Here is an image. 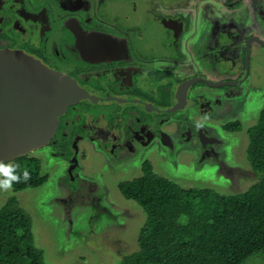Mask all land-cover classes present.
Returning a JSON list of instances; mask_svg holds the SVG:
<instances>
[{"label":"rangeland","instance_id":"rangeland-1","mask_svg":"<svg viewBox=\"0 0 264 264\" xmlns=\"http://www.w3.org/2000/svg\"><path fill=\"white\" fill-rule=\"evenodd\" d=\"M158 1L154 0L153 3V0H112L109 4L112 11L109 13L100 7V13L107 21V26L111 30L114 27L119 29L122 36L126 37L123 38L126 40V54L130 59L142 56L149 59V64L145 65L147 70L156 68L163 72L166 69L165 64L156 62V58L162 55L171 56L173 60L186 56L187 60L200 62L207 76H217L219 73L213 72L220 71L225 72L228 77L232 64H227L224 59L215 60L206 55L211 51L210 37L217 22L226 24L231 21L239 28L249 25L264 27V0H163L166 3L160 10L164 9L169 14L183 13L186 17V42L189 43L186 48H172L171 33L164 30V27L160 28L153 17L152 9ZM226 4L235 9L223 6ZM189 31L191 35H188ZM216 38L221 44L224 43L219 34ZM215 46L217 42H214ZM188 47L189 52L186 50ZM255 49L257 51L250 59L249 72L246 68L241 75L245 82L241 85L242 92L239 96L237 93L230 100L223 97L224 90L226 96V91L228 94L232 90L240 91L239 86H224L221 90H213L200 84V92L189 97L197 105L190 106L184 112L159 113L156 109L152 112L153 120H157V114L158 118L175 114L173 117L177 122L180 121L183 129L191 124L189 120L197 126L200 125L194 120L195 116L216 117L213 124L211 123L210 133L218 135L223 141L214 147L215 154L203 157L196 142L188 141L189 139H184L183 136L176 138L174 134V147L164 146L162 141L160 145L153 142L146 147H140L138 142H134L132 151L125 150L120 153V148L116 150L118 154L113 155L110 154V149V153L106 152L105 157L98 152L87 161L88 166L84 170L77 168L74 170V177H68L69 175L60 169L65 166L63 163L50 160L43 152L46 149L38 150L31 156L41 160V173L49 176L47 182L19 192H14L12 188L0 189V207L10 196L18 199L19 205L24 207L31 217L34 245L43 249L47 264H118L126 254L139 248L138 236L147 217L144 209L135 200L123 196L118 185L141 176L144 161L151 162L154 173L182 188H212L226 194L246 190L256 180L247 157V129L258 122L264 109V47ZM216 50L214 48V51ZM244 51L245 47L237 54L241 55ZM244 58L246 61L245 54ZM169 71L172 72L173 69ZM139 81V93L132 94L136 99L150 98L152 95L155 104L164 103L162 108L172 102L171 96L169 101L157 99V80H149V77L144 75ZM165 81L171 84V91L176 89L179 82L169 79ZM169 95H172L171 92ZM215 95L221 97L222 103H217V100L214 102L210 98ZM203 104L205 106L202 107ZM85 105L94 107L95 103L86 101ZM132 105L137 108L138 104ZM131 109L135 110L133 107ZM123 110L126 112L120 118L117 115L109 117L110 111H103L106 118H101V123L106 127L109 122L120 126L121 122L129 121L132 113L125 105ZM156 123L158 121H154L152 128H156ZM236 124L240 125L241 131L229 130V126ZM203 125L206 128L204 123ZM213 127L219 128L220 131H213ZM110 143L97 138L96 145L92 148L96 150L102 146L109 149ZM4 164L11 165V162ZM0 179H3L2 174Z\"/></svg>","mask_w":264,"mask_h":264},{"label":"flooded vegetation","instance_id":"flooded-vegetation-1","mask_svg":"<svg viewBox=\"0 0 264 264\" xmlns=\"http://www.w3.org/2000/svg\"><path fill=\"white\" fill-rule=\"evenodd\" d=\"M111 2L112 0H0V49L22 50L23 53L35 58L43 65L74 78L76 83L93 97L84 98L69 106L60 117V125H58L54 138L57 144L50 146L48 144L39 150L46 149L43 152L50 157V160L63 163L65 166L59 168L63 169L62 172L68 174V177H74L73 173L77 168L81 171L84 170L88 166L86 165L87 161L98 152L102 157H105L106 152H109L110 149L112 152L109 153L113 155L118 154L116 150L120 148L122 150L120 153L125 150L132 151L134 142H138L140 147H146L153 142H157L159 145L163 142L164 146L174 147L172 142L174 134H176V138L180 139L183 136L184 139L187 137L188 141L196 142L203 157L215 154L214 147L222 144L223 141L218 135L210 133L211 123L216 117L195 116L194 120L200 125L197 126L195 122L189 120L188 122L191 124L183 129L180 121L177 122L173 117L175 114L162 118H158L157 114L155 116L157 120L152 119L154 109L159 113H166L167 109L174 105V102L162 108L161 105L164 103L155 104L152 95L150 98L136 99L132 94L139 93L141 83L139 80L144 75L148 76L149 80L158 81L159 87L154 92L156 95L158 94V100L164 99L165 101H169L170 96L172 100L174 96L171 91L172 86L170 83H166V79L179 81V84L192 77L202 78L213 83L226 82L227 84L224 86H239L241 88L245 82L244 79H241V75L243 71H246V68L247 71L249 70L250 59L257 51L255 48L262 49L264 47L258 42V39L264 41V27L249 25L246 28H239L231 21L226 24H220L217 21L216 24L215 22L216 25L210 37L209 49L211 51L209 50L206 55L215 60L224 59L227 64L231 63L232 69H230L228 77L225 72L220 71L213 72L219 73L217 76L211 74L207 76L203 72L200 62L187 60L183 53L181 55L183 58L180 60H173L170 58L171 56L166 55L156 58V62L165 64L166 69L163 72L156 68L147 70L145 65L149 64V59L143 56L130 59V56L126 54V37L122 36V32L115 27L111 30L106 24L107 21L102 18L100 7L102 6L104 12L109 13L112 11L109 8ZM158 2L152 9L154 20L159 23L160 28L164 27V30L171 33L172 48L175 46L186 48V44L189 42H186L185 14L166 13L164 9L160 10L166 2L163 0ZM153 3H155L154 0ZM227 4L223 6L231 10L235 9ZM217 34L222 36L223 44L216 38ZM188 35H191L190 31ZM249 39L253 40L247 44ZM214 42H217L215 47ZM244 47L242 58L237 52H241ZM214 48L217 50L214 51ZM186 50L189 52V47ZM171 69H173L172 72L169 71ZM146 70L147 72H145ZM174 73L175 76H173ZM200 84L211 87L213 90H221V87H224L211 86L203 80L195 82L188 90L187 101L183 109L176 112H184L196 104L189 97L200 92ZM169 92L172 95H169ZM224 92L225 90L223 97L230 100L237 93L239 96L242 88L238 92L232 90L229 94L226 91V96ZM210 98L213 101L217 100V103H222L221 97L215 95ZM86 101L95 103V106L85 105ZM133 103L138 104L137 108L132 105ZM124 105L132 113L129 121L121 122L120 126L109 122L105 127L104 123H101L100 119L104 118L105 120L106 118L103 111L109 110V117L117 115L120 118L126 112L123 110ZM131 107L135 110H132ZM154 121H158L155 124L156 128H152ZM202 122L206 128L203 127ZM206 122H210V124H206ZM214 129L213 127V131ZM215 130L220 131L219 128ZM97 138L110 141L109 149L100 146L96 149L97 151L94 150L92 147L96 145ZM60 142L66 144L60 146ZM146 162L153 170L151 162L146 160L143 164L145 165Z\"/></svg>","mask_w":264,"mask_h":264},{"label":"trees","instance_id":"trees-1","mask_svg":"<svg viewBox=\"0 0 264 264\" xmlns=\"http://www.w3.org/2000/svg\"><path fill=\"white\" fill-rule=\"evenodd\" d=\"M229 130L242 129L236 124ZM247 134V157L256 180L244 191L182 188L154 173L147 162L141 176L118 185L147 216L139 248L118 264H264V109ZM11 165L18 166L17 174L27 170L31 177L13 182L14 192L36 188L49 178L31 154ZM0 264H47L43 249L34 245L31 217L15 196L0 207Z\"/></svg>","mask_w":264,"mask_h":264},{"label":"water","instance_id":"water-1","mask_svg":"<svg viewBox=\"0 0 264 264\" xmlns=\"http://www.w3.org/2000/svg\"><path fill=\"white\" fill-rule=\"evenodd\" d=\"M258 42L264 45V41ZM199 80L216 87L227 84L193 77L184 80L173 90L174 105L167 112L183 109L189 88ZM84 98L93 97L74 78L22 50L0 49V163L12 162L54 142L60 117Z\"/></svg>","mask_w":264,"mask_h":264},{"label":"clouds","instance_id":"clouds-1","mask_svg":"<svg viewBox=\"0 0 264 264\" xmlns=\"http://www.w3.org/2000/svg\"><path fill=\"white\" fill-rule=\"evenodd\" d=\"M18 166L7 165L0 163V174L4 177L0 179V189L9 190L13 186V182H27L31 177L27 170H24L22 175L17 174Z\"/></svg>","mask_w":264,"mask_h":264}]
</instances>
